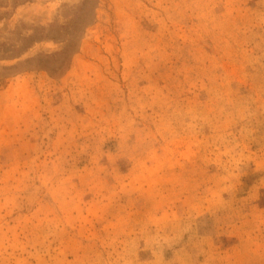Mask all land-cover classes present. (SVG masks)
I'll return each instance as SVG.
<instances>
[{"label": "rangeland", "instance_id": "rangeland-1", "mask_svg": "<svg viewBox=\"0 0 264 264\" xmlns=\"http://www.w3.org/2000/svg\"><path fill=\"white\" fill-rule=\"evenodd\" d=\"M82 2L0 0V264H264V0Z\"/></svg>", "mask_w": 264, "mask_h": 264}, {"label": "trees", "instance_id": "trees-1", "mask_svg": "<svg viewBox=\"0 0 264 264\" xmlns=\"http://www.w3.org/2000/svg\"><path fill=\"white\" fill-rule=\"evenodd\" d=\"M96 6V0H83V2L81 3V5L78 7L79 10H81V12H88L89 13V18L85 19V18H77L75 21H77V28L81 27V25H83L84 23H86L89 19L91 20L94 16L93 12H94V8ZM74 20V19H73ZM75 30L72 29L71 32H73ZM70 40H77V36H76V31L72 34L71 38H69V41L65 44V46L63 47V49L61 51H59V54L68 56L69 55V46L73 43H71ZM16 65L13 66H7V69H11L13 67H15Z\"/></svg>", "mask_w": 264, "mask_h": 264}]
</instances>
